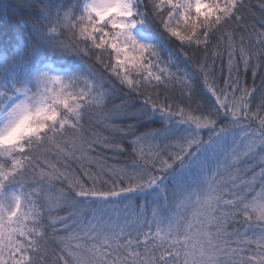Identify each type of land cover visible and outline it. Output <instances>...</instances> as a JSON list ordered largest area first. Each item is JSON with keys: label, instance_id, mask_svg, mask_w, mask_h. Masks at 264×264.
Returning <instances> with one entry per match:
<instances>
[{"label": "snow or ice", "instance_id": "snow-or-ice-1", "mask_svg": "<svg viewBox=\"0 0 264 264\" xmlns=\"http://www.w3.org/2000/svg\"><path fill=\"white\" fill-rule=\"evenodd\" d=\"M17 5L36 20L0 54V194L35 185L45 203L28 227L19 196L0 200V264H264V81L253 111L245 78L264 67V3ZM89 42L115 65H85ZM57 53L79 70L40 71ZM33 73L40 92L11 83Z\"/></svg>", "mask_w": 264, "mask_h": 264}, {"label": "trees", "instance_id": "trees-1", "mask_svg": "<svg viewBox=\"0 0 264 264\" xmlns=\"http://www.w3.org/2000/svg\"><path fill=\"white\" fill-rule=\"evenodd\" d=\"M84 0H48L50 3L55 4H68L69 6L74 5L76 7V16L79 17L80 10H82L83 2ZM248 2L256 7L252 9V11L258 13V7L261 3H264V0H248ZM36 20V13L34 10L30 9H21L17 5V0H0V54L7 53L8 55L12 54V51L15 49L17 43L19 42L20 38L23 36L24 33L28 32L31 28V25L35 23ZM76 21H73V26L75 27ZM182 30H186L185 26L181 25ZM77 31V39H79L78 33L79 29H76ZM109 31L111 29L109 28ZM81 47L91 48V52L89 55H86L83 63L87 66H91L94 71L100 72L103 71L100 68L99 63L97 62V55H99L106 63H111L115 65L116 63V57L115 54L112 53L109 55V52H105L103 50L95 49L91 46L90 42L87 45H81ZM172 47L175 49L177 45L173 44ZM45 63H52L56 67L61 68H71L73 71H77L80 68V59L79 57L74 53H57V54H51L47 58ZM42 64L41 66H43ZM40 66V67H41ZM131 75L135 77L136 73L134 70H130ZM253 70L250 68L249 71L246 74V82L249 88L255 87L256 92L253 93V96L255 97L252 105H250V108L254 111L255 105L258 103L259 93L261 91V84L262 81H264V67H260L256 69V75L253 77L252 74ZM35 73H33L32 78L28 79H18L15 81H12L11 83L15 85V88L20 87H28L31 89L30 92H36L37 90V84L34 82ZM80 87H83V84L80 85ZM63 88V85L56 84L55 87L52 89L50 94H57L59 93ZM3 88H0V91H3ZM13 90L14 89H9ZM106 155H113L111 153H106ZM7 157L0 156V162H3L7 160ZM240 167H246V165H240ZM253 172L258 173L259 172V166L253 165L252 168H248L247 173L244 175V179L251 180L253 176ZM256 191L258 192L260 190V179L259 177L256 178L254 181ZM12 189H17L20 192V198H21V211L27 215L28 219L25 220V224L28 225V227H34L38 226L40 223V220L43 219V214H41L40 217H36V212L39 211V209L44 205L45 203V196L44 194L36 188L35 185L31 186H25L22 188L19 184H8L6 187V190L0 194L1 197H5L6 194ZM35 192L34 195H31V193ZM28 198L32 200V204H28ZM136 203H140L139 200L136 201ZM4 204H7L4 202ZM7 207V205H5ZM64 214V213H61ZM241 230H243V226H241ZM56 254H59L58 251ZM54 259V256L52 257Z\"/></svg>", "mask_w": 264, "mask_h": 264}, {"label": "rangeland", "instance_id": "rangeland-1", "mask_svg": "<svg viewBox=\"0 0 264 264\" xmlns=\"http://www.w3.org/2000/svg\"><path fill=\"white\" fill-rule=\"evenodd\" d=\"M83 2L85 3V2H87V0H84ZM46 65H51V68L46 67ZM52 69H57V71L54 72L53 74H59V75H65V74H67L69 72H74L73 69H71V68L56 67L52 63H45L43 66L40 67L39 70L40 71H51ZM33 80L35 82V79L34 78H33ZM56 84H59V83H52V82H49L48 83L47 88L49 89L50 92L52 91V89L55 87ZM37 86L38 87H37L36 92L42 91L44 89V87H45L43 84H37ZM36 92H29V96L33 95V93H36ZM16 196H19L20 197V192L17 189H12V190H10L8 192V194L5 195V197H1L0 196V200H3V202H6L7 204H5V205L8 206V204L10 202H12L14 200V197H16Z\"/></svg>", "mask_w": 264, "mask_h": 264}]
</instances>
